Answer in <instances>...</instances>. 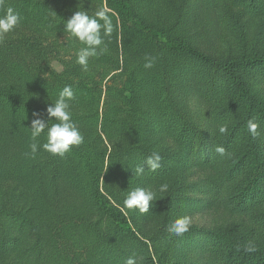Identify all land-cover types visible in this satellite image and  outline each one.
Returning a JSON list of instances; mask_svg holds the SVG:
<instances>
[{"label":"trees","instance_id":"16d2710c","mask_svg":"<svg viewBox=\"0 0 264 264\" xmlns=\"http://www.w3.org/2000/svg\"><path fill=\"white\" fill-rule=\"evenodd\" d=\"M223 1L218 17L229 41L220 51L204 53L186 38L182 12L154 26L123 0H101L99 8L104 4L121 30L105 37L107 51L90 58L85 72L75 62L83 45L63 24L77 2L6 0L23 19L0 43V264H104L106 256L115 260L122 251L138 257V264H185L184 241L192 230L177 236L167 225L193 201L180 182L184 175L170 183L177 167L191 164V196L199 197L194 204L228 220L193 228L196 247L205 254L202 264H264V43L247 32L254 18L264 23V0ZM84 2L89 0L78 3ZM132 55L139 63H131ZM146 56L156 58L151 69L144 67ZM122 68L126 80L116 85ZM136 76L151 81L163 130L179 147L153 150L162 157L154 172L144 164L152 150L132 142L110 146L131 134L124 126L113 132L124 111L115 101L134 98ZM106 78L109 84H103ZM192 80L204 106L203 127L192 120L181 95ZM65 85L73 87L72 118L84 142L64 157L52 155L40 147L45 130L32 155V114L49 120L46 109ZM249 121L258 125L255 137ZM220 126L227 131L220 133ZM125 157L145 167L149 180L168 185L157 193V206L136 210L148 221L157 217L150 236L135 230L125 213L132 209L124 206L125 191L116 182L125 177Z\"/></svg>","mask_w":264,"mask_h":264},{"label":"rangeland","instance_id":"374dc122","mask_svg":"<svg viewBox=\"0 0 264 264\" xmlns=\"http://www.w3.org/2000/svg\"><path fill=\"white\" fill-rule=\"evenodd\" d=\"M67 3L71 2L75 5L71 10H87L89 14L93 13V10H98L101 0H89L88 2L78 3L80 0H63ZM129 3L137 14L142 17L145 21L149 22L154 26H161L163 24H169L173 22L178 17V11L182 12V16L185 18V34L186 38L196 48L204 53L220 51L223 46L228 42L229 35L224 24L220 21L218 17L219 9L226 2L223 0H123ZM104 7L105 5L102 4ZM69 8V6L67 5ZM261 20V19H260ZM259 18H254V20L249 21L247 24V32L249 35L261 38V42L264 43V23H262ZM243 19L241 20V22ZM263 24V25H262ZM258 30L260 33L258 34ZM118 38V34H117ZM119 39V38H118ZM133 54V53H132ZM139 63L137 57L132 55L131 63ZM51 66L56 70H61L62 66L60 63L53 62ZM128 68V67H127ZM151 69V68H149ZM119 76L113 81L114 84L122 85L126 80V74L124 68L118 71ZM136 76L134 81L136 87L134 89V98L128 103L121 101H115L120 104L123 112L119 114V121L115 124L116 127L113 132H118L119 127L128 128L131 134H126L123 136V140H115L112 145L108 143L111 147L117 149V146H126L128 142L137 144V146L147 148L149 150H163L170 149L172 152L178 151L179 147L173 145L167 134L163 130L162 121L157 114V106L155 102V95L152 91L151 81H147L146 77ZM137 80H139L137 82ZM109 81L104 79L103 84H109ZM105 87L102 89V98L104 97ZM181 95L186 100L188 104L189 113L192 120L200 127H203L204 120V106L202 101L199 99L197 92V84L195 80L184 84L181 87ZM102 104H99L101 106ZM166 118V117H165ZM124 169L125 177L122 179H117L116 182L122 190L125 191V195L136 189V188H150L156 192L155 201L150 202L152 204H158L157 193L159 191L160 184L149 180L146 174L136 175L135 168L138 166L134 157L124 158ZM174 165H176L174 163ZM189 168V169H188ZM176 173L172 176L170 183L172 181L178 182L177 177L179 175H184V179L180 181L184 186L188 185L186 190L187 198L193 199L192 202L189 200L186 202L185 210L179 211L172 216L176 219L181 216H188L191 218V224L189 230H192V235L186 236L184 241V248L186 252V263L185 264H202L203 252H200L196 247V242L198 240L195 235V229L205 227H213L222 222L228 221L226 215L221 213L216 209L212 210H202L198 208L199 197H194L192 191L195 185L193 178L191 177L193 173L196 172L193 165L187 167H177ZM190 172H189V171ZM114 182V181H113ZM110 182V183H113ZM193 208V209H192ZM137 209H132V211H125L130 218V221L135 230H138L142 235L150 236L153 232L155 220L157 217H153L152 220L148 221L144 218L142 214H136ZM174 219V220H175ZM190 233V234H191ZM111 256V255H110ZM110 256H106L104 259V264H125L126 259L129 257L125 251L120 252L115 260H111ZM176 257V255H172ZM137 262H138V257ZM110 262V263H109ZM103 264V263H102Z\"/></svg>","mask_w":264,"mask_h":264},{"label":"clouds","instance_id":"9594fccd","mask_svg":"<svg viewBox=\"0 0 264 264\" xmlns=\"http://www.w3.org/2000/svg\"><path fill=\"white\" fill-rule=\"evenodd\" d=\"M0 9L3 14L0 15V43H3L7 35L13 32L22 22V16L12 6L8 5L6 0H0ZM110 10L101 7L94 14H89L87 10H76L67 20H64V32L70 37L75 38L82 47L75 52V62L87 72L90 58L98 57L107 51L105 37L111 38L114 30L120 31L119 24L114 25L112 17L109 15ZM114 15V13H113ZM155 57H145V68H152L155 63ZM75 100V93L71 85H65L56 95L55 100L47 107V115L50 118L45 121L40 118L39 112H33L31 120L30 136L32 143L29 145L31 154L35 155L38 151L37 140L46 131V142L40 145L45 151L52 155L64 157L70 152L73 146H79L84 142V137L73 120L71 102ZM51 118H55L54 120ZM49 121H55L49 123ZM258 125L249 121V131L255 137ZM218 131L225 133L226 127L220 126ZM215 151L221 156L225 155V149L217 146ZM161 155L153 151L146 157L144 164L147 169L156 171L161 167ZM145 167L138 165L135 168V174L141 175ZM168 185L162 184L159 187L161 193L167 191ZM156 192L150 188H136L130 191L124 199V206L127 209H138L141 213L149 211L150 202L155 201ZM191 218L181 216L176 218L172 223L167 225V231L174 235H183L190 228ZM254 249L247 248L246 251ZM125 264H138L135 256L126 259Z\"/></svg>","mask_w":264,"mask_h":264}]
</instances>
